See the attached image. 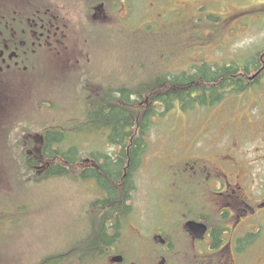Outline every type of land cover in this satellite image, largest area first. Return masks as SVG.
<instances>
[{"label": "flooded vegetation", "instance_id": "obj_1", "mask_svg": "<svg viewBox=\"0 0 264 264\" xmlns=\"http://www.w3.org/2000/svg\"><path fill=\"white\" fill-rule=\"evenodd\" d=\"M166 1L174 6L173 0ZM146 6L155 7L151 0H0V105L11 102L17 110L12 122L1 119L14 108L0 111V126L14 127L9 132L10 156L20 157L23 151L24 158L37 162L42 175L55 174V165L78 159V165L88 164V173L103 178L104 184L91 178L95 184L88 187V226L102 225L105 239L101 250L88 249V255H101L103 264H264V42L262 49L253 51L246 60L243 72L230 75L227 89L217 90L226 93L225 98L214 105L197 104L211 110L210 116L223 114V120L199 130L189 128L180 149L162 153L161 161L170 170L164 191L169 192L167 204L172 218L165 228L157 226L156 216L148 212L150 192L145 191L142 197L141 187L138 190L130 184L132 177L127 169L138 161L133 163L130 153L126 163L123 161L124 138L117 133L109 136V132L100 137L106 145H114L115 152L106 156L120 159L117 183L107 174L108 170L113 172L112 163L103 164L104 156L78 154L69 145L77 139L88 144V124L108 128L105 121L115 106L131 118L121 124L129 132L134 130L128 142L145 141L150 113L155 106L165 107L151 100L152 96L212 92L191 91L188 62H182L180 69L165 66L167 71L141 74L140 66L136 72L134 58L117 79L101 77L94 84L92 75L87 74L83 89L78 86V93L87 100L85 104L83 100L71 106L61 101L54 104L51 97L44 104L47 99H41L45 84L56 79L72 81L83 71L92 72L91 50L104 42L99 38L105 32L128 33L125 35L130 44L138 43L140 36L148 37L143 43L150 44L151 20L141 14ZM60 60L67 70L63 75L51 66L54 63L59 67ZM150 64L156 69V63ZM12 75L15 77L9 78ZM129 76L131 81H124ZM179 79L184 82L180 90L174 84ZM29 83L38 88L33 99L27 95ZM258 86L263 91L251 95ZM231 95L234 104L225 111L223 104L232 102ZM93 96L104 98L98 109H93L97 106ZM28 102L32 104L24 108L22 103ZM116 116L120 118L123 113L117 111ZM98 117L101 124L95 122ZM141 118L147 123L145 129ZM143 157L135 172L141 168ZM86 170L79 168L80 173ZM133 195L137 200H132ZM190 223L205 227L203 238L194 237L187 228ZM147 228L148 237L142 236ZM134 232L138 245L132 240L125 242L126 234ZM93 236L98 235L94 232ZM159 237L163 242L157 241ZM116 258L121 261L114 262Z\"/></svg>", "mask_w": 264, "mask_h": 264}, {"label": "rangeland", "instance_id": "obj_2", "mask_svg": "<svg viewBox=\"0 0 264 264\" xmlns=\"http://www.w3.org/2000/svg\"><path fill=\"white\" fill-rule=\"evenodd\" d=\"M143 1L148 3V0ZM151 2H154L155 7L146 6L141 9V14L151 20L150 44L143 43L148 37L140 36L138 43L130 44L126 38L128 33L105 32L99 38L104 42L91 50V61L94 64L92 72L83 71L81 76L72 81L56 79L45 84L46 92L41 96V99H47L44 104L51 97L54 104L61 101L66 106H71V103L83 98L78 92L83 89L82 82L88 78L87 74L92 75L91 82L94 84H98L97 79L101 77L117 79L119 73L125 70L126 64L132 63L134 58L137 59L136 72L140 66L141 74L153 71L160 73V70H166L163 69L165 66L180 69L182 62H188L189 74H194L204 63L216 69L224 64L243 65L253 51L257 53L262 49L264 0H173L172 7L166 0ZM256 14H263V17L258 18ZM152 62L156 63V69L150 64ZM61 63L59 67L54 63L51 66L55 73L63 75L67 70L62 61ZM14 77L12 75L9 78ZM131 79L132 76L125 77L124 81ZM17 83L20 86L21 81ZM52 90H55L54 93ZM261 91L263 88L258 86L251 95L256 96ZM37 93L38 88L29 83L27 95L30 99ZM231 96L232 102L223 104L225 111L234 104L235 97ZM31 104L32 102L22 103L24 108ZM14 107L11 102L3 103L0 111H9ZM165 107L155 106L154 112L150 113L151 122L149 121L150 126L144 137L146 153L141 168L134 176L138 190L142 186V197L145 191L150 192L148 212L156 216V222L159 223L157 226L162 228L172 221L167 204L169 192L164 191L166 180L170 178V170L161 161L162 153L172 148L180 149L181 140L186 137L189 128L199 130L207 125L220 123L224 117L223 114L210 116L211 110L197 105L186 112L177 102L175 109L167 113H164ZM16 112L14 108L4 114L1 121L12 122ZM6 130H14V127L9 125ZM89 130L88 144L77 139L72 146L88 155L96 154L98 158L115 152L112 145L104 144L101 139V143L98 142L96 137L102 135H96L95 129ZM11 152L10 137L4 134L0 138V264H38L44 257L60 253L74 240L86 234L88 187L95 183L85 182L86 178L82 177L73 180L48 176L49 178L45 177L34 186L28 184L23 188L17 184L22 161L11 160ZM147 161L150 162L149 165ZM82 167L88 168V164ZM136 195L141 201L139 192ZM136 195L132 196V200H137ZM148 234L147 228L142 236L148 237ZM129 240L138 245L137 233L126 234L125 242ZM126 246L129 247V244Z\"/></svg>", "mask_w": 264, "mask_h": 264}, {"label": "trees", "instance_id": "obj_3", "mask_svg": "<svg viewBox=\"0 0 264 264\" xmlns=\"http://www.w3.org/2000/svg\"><path fill=\"white\" fill-rule=\"evenodd\" d=\"M243 65L232 63L230 65L224 64L223 66H219L217 69L214 66H211L209 64L204 63L201 67H198L196 72L194 74H190L188 76V85L192 92H195L196 89H205L209 92L208 94H199V95H187V93L175 96L172 95L170 97H160V96H152L151 100L159 101L166 105V112L171 111L172 109H175L176 102L181 105V109H184V111H190V108L193 106H196L197 104H204L207 105L208 102H210L212 105L216 104L218 101H220L223 97L225 98L226 93H218V89H227L229 86V81L231 80L230 75L234 73H241L244 70H241ZM177 85L176 87L180 90L182 88V85L184 82L181 81V79L178 80V82L174 83ZM223 91V90H222ZM87 93L89 92V89L87 90ZM100 97V98H99ZM209 98V101H206ZM94 102L97 104L96 107L93 109H98V107L103 103L104 98L102 96H93ZM83 104L87 102V100L77 99L76 105L78 101H82ZM115 101V100H114ZM160 104V103H157ZM116 109L112 111L109 116H107V120L105 121L107 123L108 128L106 127H100L98 126L95 128L99 135H106L107 132H110V134L113 136H119L121 138H124V142H121L122 146V154L124 155L123 161L126 163L125 158L127 153H130L134 161L137 159V164H135L131 169H127L128 174H133L138 169V163L142 157V155L146 152V142L141 138L139 140V143L136 144L128 142L129 136H133V131H128L127 128H121V124H124L125 122L131 121V118L126 116L124 114L123 110L119 108V106H115ZM89 108H88V120H89ZM117 111H120L123 113L122 117H118ZM144 111L142 109L141 114H143ZM100 116V114H96ZM106 117V115H105ZM98 121H101V117H98L95 119V122L97 124H101ZM141 127L147 126L146 122H143L141 118ZM4 135V134H2ZM0 134V138L2 136ZM127 136V137H125ZM116 144V143H115ZM73 152H76L78 154L81 153L79 150H74ZM24 153L22 151V155L20 157H14V159H18L22 161V164L19 168V178L17 181V184L23 188H25L28 184L34 185L35 183H39L44 180L45 177L42 176L41 173L37 171V162L36 161H30L24 158ZM13 159V160H14ZM135 159V160H134ZM106 164L112 163V171L108 170V175L114 181L115 183L118 182V176H119V170H120V159L113 158L111 156H108L106 158ZM78 162V159L75 161H70L71 164H69V168L74 169L77 168L79 170V166H75V164ZM56 170L58 173L56 176H51V178H57L61 177L63 173L69 174L70 169H68L65 166L62 165H55ZM73 171V170H72ZM72 174V173H70ZM53 175V174H52ZM129 177H132V175ZM66 177V176H63ZM83 177V176H80ZM47 178H49L47 176ZM84 178V177H83ZM46 179V178H45ZM87 217H88V209H86ZM90 229L93 230V233L95 232L98 236L96 238H93V233L89 230H87L86 234L81 235L77 240H74L69 246L62 249L60 253H56L50 256L44 257L41 262L38 264H103L102 259L103 257L101 255L92 254L88 255V249H102V243L105 239L104 236L102 238L101 234V228L102 225H90Z\"/></svg>", "mask_w": 264, "mask_h": 264}, {"label": "water", "instance_id": "obj_4", "mask_svg": "<svg viewBox=\"0 0 264 264\" xmlns=\"http://www.w3.org/2000/svg\"><path fill=\"white\" fill-rule=\"evenodd\" d=\"M187 228L190 230V232L194 235L195 238H203L205 232V227L202 225H197L195 223L188 224ZM157 241L163 242V240L159 237L157 238ZM121 261L120 258H116L114 262L119 263Z\"/></svg>", "mask_w": 264, "mask_h": 264}]
</instances>
